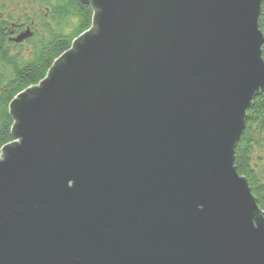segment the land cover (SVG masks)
<instances>
[{
  "label": "water",
  "instance_id": "obj_1",
  "mask_svg": "<svg viewBox=\"0 0 264 264\" xmlns=\"http://www.w3.org/2000/svg\"><path fill=\"white\" fill-rule=\"evenodd\" d=\"M79 1L90 29L9 104L0 264H264L233 166L261 0Z\"/></svg>",
  "mask_w": 264,
  "mask_h": 264
},
{
  "label": "trees",
  "instance_id": "obj_2",
  "mask_svg": "<svg viewBox=\"0 0 264 264\" xmlns=\"http://www.w3.org/2000/svg\"><path fill=\"white\" fill-rule=\"evenodd\" d=\"M49 8L48 20L40 16V29L22 45H9L0 53V150L12 142L14 121L9 104L19 93L37 85L53 62L90 29L92 8L79 0H41ZM258 29L264 38V0L260 1ZM25 37H27L25 35ZM264 64V42L260 48ZM233 166L243 177L264 218V92L245 111L244 127L233 151Z\"/></svg>",
  "mask_w": 264,
  "mask_h": 264
},
{
  "label": "flooded vegetation",
  "instance_id": "obj_3",
  "mask_svg": "<svg viewBox=\"0 0 264 264\" xmlns=\"http://www.w3.org/2000/svg\"><path fill=\"white\" fill-rule=\"evenodd\" d=\"M49 8L41 0H0V53L7 54L9 45H22L40 29V16L47 21ZM26 35L22 41L15 39ZM0 56V57H1Z\"/></svg>",
  "mask_w": 264,
  "mask_h": 264
},
{
  "label": "built area",
  "instance_id": "obj_4",
  "mask_svg": "<svg viewBox=\"0 0 264 264\" xmlns=\"http://www.w3.org/2000/svg\"><path fill=\"white\" fill-rule=\"evenodd\" d=\"M0 153H1V150H0ZM1 155V154H0Z\"/></svg>",
  "mask_w": 264,
  "mask_h": 264
},
{
  "label": "rangeland",
  "instance_id": "obj_5",
  "mask_svg": "<svg viewBox=\"0 0 264 264\" xmlns=\"http://www.w3.org/2000/svg\"><path fill=\"white\" fill-rule=\"evenodd\" d=\"M23 39H21L20 41H22Z\"/></svg>",
  "mask_w": 264,
  "mask_h": 264
}]
</instances>
